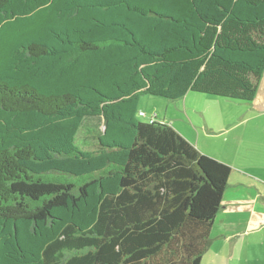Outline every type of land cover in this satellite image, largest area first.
I'll list each match as a JSON object with an SVG mask.
<instances>
[{
    "label": "trees",
    "instance_id": "obj_1",
    "mask_svg": "<svg viewBox=\"0 0 264 264\" xmlns=\"http://www.w3.org/2000/svg\"><path fill=\"white\" fill-rule=\"evenodd\" d=\"M263 69L264 0H0V264H200L230 166L138 101Z\"/></svg>",
    "mask_w": 264,
    "mask_h": 264
},
{
    "label": "crops",
    "instance_id": "obj_2",
    "mask_svg": "<svg viewBox=\"0 0 264 264\" xmlns=\"http://www.w3.org/2000/svg\"><path fill=\"white\" fill-rule=\"evenodd\" d=\"M145 100L142 116L158 118ZM163 105L164 122L230 166L200 264H264V69L251 100L187 91Z\"/></svg>",
    "mask_w": 264,
    "mask_h": 264
},
{
    "label": "rangeland",
    "instance_id": "obj_3",
    "mask_svg": "<svg viewBox=\"0 0 264 264\" xmlns=\"http://www.w3.org/2000/svg\"><path fill=\"white\" fill-rule=\"evenodd\" d=\"M190 94H202L201 92H197V91H192L189 90ZM206 94V93H203ZM143 98H146L145 102V107H147L146 109H149L153 111H156L157 113H159L158 115V120L164 121L163 119V109H164V102H168V101H173L174 99H169L160 95H152V94H148V93H142L140 95L139 101H138V110H139V105L142 103ZM167 115H170L169 112H167ZM137 118L140 119H147V116H140L138 114V112L136 113ZM98 124H100V128H101V122H99L98 117L97 116H88L84 119L83 123L81 124V126L78 128L76 134H75V138L74 141L75 143L81 148V149H92L95 146V130L98 128Z\"/></svg>",
    "mask_w": 264,
    "mask_h": 264
},
{
    "label": "built area",
    "instance_id": "obj_4",
    "mask_svg": "<svg viewBox=\"0 0 264 264\" xmlns=\"http://www.w3.org/2000/svg\"><path fill=\"white\" fill-rule=\"evenodd\" d=\"M142 113V112H141Z\"/></svg>",
    "mask_w": 264,
    "mask_h": 264
}]
</instances>
